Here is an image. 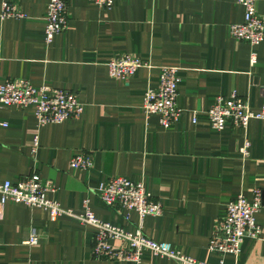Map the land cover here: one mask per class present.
Masks as SVG:
<instances>
[{
    "label": "crops",
    "instance_id": "1",
    "mask_svg": "<svg viewBox=\"0 0 264 264\" xmlns=\"http://www.w3.org/2000/svg\"><path fill=\"white\" fill-rule=\"evenodd\" d=\"M2 2L24 15L0 16V82L22 78L69 90L83 109L77 118L37 126L32 107H0V179L37 173L54 186L46 196L69 210L51 216L42 207L0 205V264H177L148 250L137 262L93 256L95 229L76 217L85 198L97 218L127 231L138 227L135 212L126 220L96 194L97 185L113 176L142 181L161 202L160 215L144 218L143 234L206 264H219L207 243L226 203L239 194L251 199L259 189L261 233L244 238L237 257L227 254L223 264H264V120L216 130L205 115L217 96L232 92L253 110L264 102V40L251 46L229 35V25L242 19L237 0H114L110 8L66 0L67 27L50 43L44 40L48 0H0V11ZM256 9L264 16V0ZM122 53L149 65L126 80L111 78L106 63ZM165 65L178 68L182 109L168 128L141 107ZM244 140L246 156L239 150ZM78 153L91 157L89 169L69 167ZM32 232L36 244L27 243Z\"/></svg>",
    "mask_w": 264,
    "mask_h": 264
},
{
    "label": "built area",
    "instance_id": "2",
    "mask_svg": "<svg viewBox=\"0 0 264 264\" xmlns=\"http://www.w3.org/2000/svg\"><path fill=\"white\" fill-rule=\"evenodd\" d=\"M101 8H110L114 0H91ZM257 0H237L242 7V19L231 23L229 35L237 40L255 46L264 40V16L256 9ZM24 14L9 2H2L0 16L22 17ZM66 0H48L45 12L44 40L50 43L58 32L67 27ZM256 60L251 53L250 64ZM149 64L133 53H122L110 59L107 63V73L111 78L126 80L132 76L137 68ZM178 68L172 65L160 66L156 87H147L142 98V109L145 115L155 114L162 128L174 124L182 109L177 105ZM32 107L37 126L47 123H60L77 118L82 112V103L76 94L69 90L53 88L47 85L33 86L28 80L11 78L0 82V107L13 106ZM205 115L211 128L221 130L226 124L245 128L252 118L264 120V102L256 110L248 105L246 99L232 92L229 96H217L206 109ZM196 121V113L192 122ZM2 126H6L3 122ZM35 133L31 147V155L37 148ZM249 142L244 140L240 147L242 155L248 154ZM92 166V159L88 154L78 153L72 156L69 167L76 170H87ZM50 181L41 178L37 173L30 174L12 182L0 179V205L7 201L23 203L29 207H42L51 216L68 212L61 208L58 202L49 199L46 193L53 191ZM96 194L107 206H117L124 219L135 212L138 217V227L134 231H127L121 227L97 218L88 207V199L83 200L84 212L77 214V218L84 224L94 227V242L92 254L96 258L111 260L139 261L143 251L148 250L153 255L166 257L177 264H206L190 257L170 242L154 240L141 231L146 216H158L162 213L159 200L153 198L142 181H133L122 176L109 177L96 187ZM261 207V192L255 188L252 198L247 199L239 194L225 205L223 216L215 221L213 232L208 240L207 249L216 253L223 264V257L230 254L234 257L240 252L244 238H257L261 233V226L255 220V213ZM38 236L32 232L27 240L28 244H36ZM116 241L120 245L114 246ZM233 264H236L235 262Z\"/></svg>",
    "mask_w": 264,
    "mask_h": 264
}]
</instances>
